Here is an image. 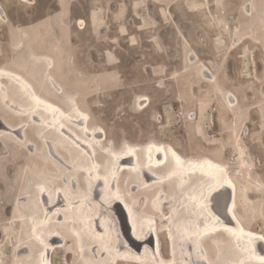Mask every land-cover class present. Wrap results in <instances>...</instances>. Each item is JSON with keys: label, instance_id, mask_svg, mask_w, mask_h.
I'll return each mask as SVG.
<instances>
[{"label": "rangeland", "instance_id": "obj_1", "mask_svg": "<svg viewBox=\"0 0 264 264\" xmlns=\"http://www.w3.org/2000/svg\"><path fill=\"white\" fill-rule=\"evenodd\" d=\"M0 4L9 19L6 25L0 23L1 62L30 68L53 97L49 78L56 79L65 94L55 102L67 109V101L79 104L91 124L104 129L107 145L142 147L161 141L185 155L220 157L234 169L241 142L264 183V0H0ZM49 57L54 60L52 71ZM201 69L213 79L203 81ZM226 96L237 100L233 106ZM5 117L10 125L19 123L18 118ZM1 135L7 148L0 151V264H12L8 261L18 260L16 253L29 244L28 235L33 233L27 224L11 222L32 220L26 211L35 199L32 195L26 201L21 195L34 194L38 176L48 179L51 188L63 176L58 167L50 166L47 147L34 130H27V140L34 144L31 154L12 133ZM103 164L109 166L111 159ZM90 178L89 173L84 175V194L93 182ZM258 184L239 183L249 191L241 204L250 227L264 235V192ZM137 194L133 203L138 209ZM175 194L180 201L182 193ZM228 197L225 191L211 202L225 220ZM106 209L99 208L107 229L120 246L133 249L122 210L115 207L114 216L108 217ZM159 225L167 256L163 233L168 223L159 220ZM44 232L43 237L50 239ZM63 245L54 249L53 264H92L78 257L74 242ZM37 248L42 252L35 254L34 264L51 259L44 246Z\"/></svg>", "mask_w": 264, "mask_h": 264}, {"label": "bare ground", "instance_id": "obj_2", "mask_svg": "<svg viewBox=\"0 0 264 264\" xmlns=\"http://www.w3.org/2000/svg\"><path fill=\"white\" fill-rule=\"evenodd\" d=\"M8 22L0 4V23ZM190 61H194L192 57ZM47 62L52 71L54 60L49 57ZM7 64L8 61L0 59V137L4 131L12 133L29 147L25 150L31 154L35 150L34 144L27 140V130H34L47 147L50 166L58 167L63 176L53 182L54 188L47 185L48 179L38 176L35 195L30 192L21 195L26 201L32 195L35 199L33 207L26 211L32 220L11 222L13 225L23 222L33 233L28 235L29 244L16 253L14 258L18 260L8 262L34 264L33 257L42 252L38 248L36 251L37 244L47 249L49 258L55 248L74 242L78 257L92 264H259V257L264 256V235L250 227L242 212L241 199L249 191L239 186L252 181L255 169L241 142L234 169L220 157L185 155L161 141L154 140L142 147L128 143L112 148L107 145L104 129L91 124L89 113L72 98L64 103L68 109L55 102L54 98L65 94L56 79L49 78L56 92L53 97L30 68ZM199 75L203 81L213 79L206 69H201ZM226 101L233 106L237 100H228L226 96ZM6 115L18 118L19 123L10 125ZM13 143L19 146L18 141ZM6 148L4 140H0V151ZM105 159H111L109 166H104ZM86 173L93 182L84 194ZM258 181L264 192V183ZM133 191L138 197L141 195L138 204L139 208L144 206L141 218L133 203L137 199ZM225 191L229 198L231 195L229 214L228 203L224 208L226 220L211 205L213 198ZM175 192L182 193L180 201ZM98 205L107 208L108 217H112L115 207L122 210L133 249L117 243ZM106 210L103 213L107 215ZM159 220L168 223L163 233L167 256L162 249ZM44 230L50 239L43 237ZM42 264H53L52 257Z\"/></svg>", "mask_w": 264, "mask_h": 264}, {"label": "flooded vegetation", "instance_id": "obj_3", "mask_svg": "<svg viewBox=\"0 0 264 264\" xmlns=\"http://www.w3.org/2000/svg\"><path fill=\"white\" fill-rule=\"evenodd\" d=\"M251 178H255L254 180L252 179V181H257V180H260V176H259V173H257L256 171H254L253 175Z\"/></svg>", "mask_w": 264, "mask_h": 264}, {"label": "snow or ice", "instance_id": "obj_4", "mask_svg": "<svg viewBox=\"0 0 264 264\" xmlns=\"http://www.w3.org/2000/svg\"><path fill=\"white\" fill-rule=\"evenodd\" d=\"M227 231L231 232V229H226ZM255 258V257H254ZM259 264H264V256L259 257Z\"/></svg>", "mask_w": 264, "mask_h": 264}, {"label": "water", "instance_id": "obj_5", "mask_svg": "<svg viewBox=\"0 0 264 264\" xmlns=\"http://www.w3.org/2000/svg\"><path fill=\"white\" fill-rule=\"evenodd\" d=\"M229 198V197H228ZM227 211H228V214H229V205H230V203H231V195H230V198H229V200H227ZM227 217V216H226ZM228 219V218H227Z\"/></svg>", "mask_w": 264, "mask_h": 264}]
</instances>
